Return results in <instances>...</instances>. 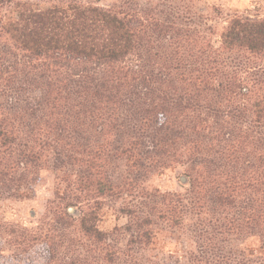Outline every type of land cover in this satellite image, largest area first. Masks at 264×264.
<instances>
[{"label": "trees", "instance_id": "obj_1", "mask_svg": "<svg viewBox=\"0 0 264 264\" xmlns=\"http://www.w3.org/2000/svg\"><path fill=\"white\" fill-rule=\"evenodd\" d=\"M194 24L0 0V200L30 197L44 168L69 191L68 218L11 228L16 253L0 247V264H33L34 248L42 264H166L142 253L154 212L193 228L196 264L209 210L216 228L249 223L264 247V18H231L218 47ZM177 168L182 191L147 185ZM124 192L152 213L120 249L98 213Z\"/></svg>", "mask_w": 264, "mask_h": 264}, {"label": "rangeland", "instance_id": "obj_2", "mask_svg": "<svg viewBox=\"0 0 264 264\" xmlns=\"http://www.w3.org/2000/svg\"><path fill=\"white\" fill-rule=\"evenodd\" d=\"M41 7L54 3H66L71 0H30ZM83 3H93L128 16L149 18L170 16L178 13L191 17L194 26L202 34L209 36L214 46L220 44V33L233 17L251 19L264 18V0H78ZM149 16V17H148ZM242 57L239 56V59ZM264 60H258L263 63ZM180 169L166 170L161 177L154 176L147 185L152 188L159 186L162 190H179L182 187L178 181ZM123 173V171H120ZM66 184L60 181V173L50 168L40 171V178L35 184L34 192L22 200H0V247L6 255L15 252L10 242L14 238L11 228H35L48 223L68 218L61 215L65 199H68ZM61 188V189H59ZM67 194V195H66ZM101 209L98 213L99 227L111 234L110 242L120 249L126 248L130 233L137 232L138 224L142 223L150 206L138 193L130 195L124 192L120 197L105 196L101 199ZM152 228L157 232L153 242L142 251L145 256H155L166 264H196L190 257V252H196L193 228H175L171 224L150 215ZM212 211L204 218L206 230L203 249L205 258L202 264H264V247H260L257 238L252 237L249 223L239 229L230 231L227 221L219 218V228L214 223ZM247 220V218H245ZM189 229V230H188ZM57 232H61V229ZM264 242V239H263ZM41 249H33L28 254L33 264L44 262ZM27 256V255H26Z\"/></svg>", "mask_w": 264, "mask_h": 264}]
</instances>
